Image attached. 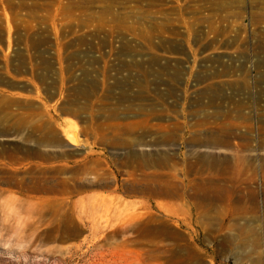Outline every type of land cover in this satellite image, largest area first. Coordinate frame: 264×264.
Wrapping results in <instances>:
<instances>
[{
    "label": "rangeland",
    "instance_id": "rangeland-1",
    "mask_svg": "<svg viewBox=\"0 0 264 264\" xmlns=\"http://www.w3.org/2000/svg\"><path fill=\"white\" fill-rule=\"evenodd\" d=\"M0 190V264H264V0H0Z\"/></svg>",
    "mask_w": 264,
    "mask_h": 264
},
{
    "label": "bare ground",
    "instance_id": "bare-ground-1",
    "mask_svg": "<svg viewBox=\"0 0 264 264\" xmlns=\"http://www.w3.org/2000/svg\"><path fill=\"white\" fill-rule=\"evenodd\" d=\"M130 158H132L135 161V163H136V161L137 162H142L143 161L145 163H148L150 166H153V165L165 166L168 163L166 157L152 158L151 156H149L147 154H144L142 152H130ZM34 164L38 165L40 163L36 162ZM155 175L157 176V174H155ZM164 175H165L164 176L165 178H163V179L155 177L154 174H152V175L150 174V176H146V177H143V178L134 176L131 179L134 181V184H140V186H142V188L145 191L149 192L152 196H156V195L171 196L174 193H173V190L171 189L169 180H165L166 177H167V174L165 173ZM157 183L160 185V188L156 187ZM1 191L2 190H0V193L2 194ZM40 204L41 203L39 201L34 202V205H36L37 207Z\"/></svg>",
    "mask_w": 264,
    "mask_h": 264
},
{
    "label": "crops",
    "instance_id": "crops-1",
    "mask_svg": "<svg viewBox=\"0 0 264 264\" xmlns=\"http://www.w3.org/2000/svg\"><path fill=\"white\" fill-rule=\"evenodd\" d=\"M237 219H240V222L235 223V228L239 231L241 235L248 234V231L252 229V227L247 222H242L244 219H249V214L247 212H237L236 213ZM233 226V225H232ZM245 242V239H241V243L243 244ZM240 260H242L244 263L246 261H251L255 259L256 257L251 255L250 253H242L239 256Z\"/></svg>",
    "mask_w": 264,
    "mask_h": 264
}]
</instances>
